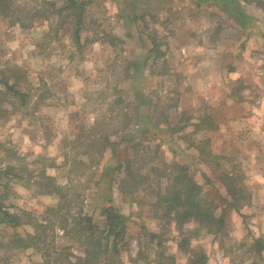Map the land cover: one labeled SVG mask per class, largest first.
Returning <instances> with one entry per match:
<instances>
[{"label":"rangeland","instance_id":"1","mask_svg":"<svg viewBox=\"0 0 264 264\" xmlns=\"http://www.w3.org/2000/svg\"><path fill=\"white\" fill-rule=\"evenodd\" d=\"M37 3L41 4V0ZM49 11L51 21L37 18L30 27L14 24L9 16L0 13V168L10 162L16 164L20 174L9 177L0 173V182L10 183L6 188L7 203L15 204L12 210L20 214L23 209L32 210L41 216L45 205L56 203L58 196L39 193L38 185L29 179L32 170L47 168L60 180H65V174L75 177V171L64 161L65 154L72 151L69 140L77 136L80 126L96 123L102 114L121 116L127 101L135 102L139 95L137 101L144 103L154 92L157 103H176L171 116L177 124L163 125L162 120L163 129L151 127L162 139L152 138L150 142L149 137L138 136L137 140L142 141L140 150H145L149 142L152 148L161 142L158 152H162L163 159L187 164L190 174L205 185V192L218 201L224 192L218 177L222 171L233 169L236 162L242 170V184L252 194L241 212L232 206L225 208L226 203L220 201L218 210L225 212L227 225L217 237L208 233L202 236L204 231L200 229L195 242L207 248L209 264H264V251L262 256L251 247L254 237L264 240V9L243 0H93L86 10L82 51L74 42L75 23L65 17L68 10ZM155 41L166 51L165 56L149 60L134 78L131 66L128 70L130 61L135 56L144 58ZM109 65H114V73L99 70ZM18 67L26 75L22 90L29 92V101L17 108L13 101L19 103V96L11 99L2 80L4 72ZM165 69L171 73L157 74ZM121 94L124 103L116 102ZM127 110L134 112L130 106ZM140 110L141 118L147 122V107ZM207 112L213 113L216 128L212 125L210 129H198L193 123L180 127L185 117L192 116V122ZM158 117L156 112L153 118ZM118 138L113 135V139ZM206 138L212 139L211 144L205 142ZM144 139H149L148 144ZM197 144L227 157L219 165L205 152L203 162ZM9 149L18 152L12 155ZM134 152L128 143L113 144L100 165L95 164L96 169L89 167L80 176L79 186L91 182L83 188L85 210L94 212L99 219L100 210H94L91 194L102 200L103 192L110 191L114 203L131 215L124 264H138L130 259L132 256L140 257L139 264H156L157 250L162 249L182 263L184 253L176 240L182 230L177 224H168L167 248L158 249L153 242L154 245H145L139 255L138 238L147 242L149 231H165L164 223L151 216L148 204L123 200L115 177L113 189L108 177L101 188L96 186L103 162L111 164V176L120 178L122 173L116 165ZM74 153L73 150L71 155ZM27 163L30 174L23 169ZM139 196L147 201L153 199L149 189H143ZM196 226L192 221L185 227ZM32 231L34 227L28 223L17 227L0 225V264H43L38 249L16 247L12 242L14 233L25 235ZM61 233L57 236L59 244H70L77 254L83 251L82 246Z\"/></svg>","mask_w":264,"mask_h":264},{"label":"trees","instance_id":"2","mask_svg":"<svg viewBox=\"0 0 264 264\" xmlns=\"http://www.w3.org/2000/svg\"><path fill=\"white\" fill-rule=\"evenodd\" d=\"M37 1L33 0L30 3L23 0L21 3L20 0H0V13L9 16L14 24L19 23L21 26L30 27L38 21L37 18L51 21L49 8L52 12L59 13L68 10L65 17L74 21V42L82 51V30L86 10L93 0H63L61 4H59V0H41V4ZM243 1L255 3L259 8L264 9V0ZM43 7L46 10H43ZM51 24L53 25V23ZM116 37L120 39L118 36ZM155 38L157 39V37ZM157 42L155 41L144 58L135 56L132 63L130 61L128 70L131 66L129 71L133 73L134 78L138 76L141 66H144L149 60L153 59L155 61V59L165 56L166 51ZM163 64L168 68L166 58L163 59ZM113 66L109 65L99 70L105 71L106 74H112L115 72ZM168 70H159L157 74L171 73L170 69ZM3 77L2 81L7 86L11 99L19 96L20 102L14 100L13 104L17 108L28 104L29 92L22 90L26 77L24 71L18 67L13 72H4ZM153 93L151 97L149 96L148 101L146 100L144 103L137 101L139 95H136L137 98L135 99L137 100L135 102L129 103L127 101V107L125 106L121 116L120 114L114 116L102 114L97 118L96 123L87 127L85 125L80 126L81 129L77 136L69 140L72 151L65 154L64 161V165L70 164L71 171H75V177L65 174V180H60L57 175L49 173L47 168H42L37 172L33 169L31 172L28 163L23 166L28 174L31 172L29 179L31 178L30 180L38 185L39 193L58 196L56 203L45 205L41 216L32 212V210L23 209V215L19 211L12 210L15 204L13 202L7 203L9 190L6 188L9 187L10 183L0 182V225L9 224L17 227L28 223L34 227V231L27 232L25 235L18 232L14 233L12 242L17 245L16 247H34L38 249L43 256V264H124L123 253L128 250L129 246L128 232L132 219L131 215L114 203L113 194L109 191L105 194L103 192L104 199L102 200L95 193L91 194L94 210L96 208L100 210L99 219L96 218L94 212L90 213L85 210L87 200L83 188L88 187L91 182L87 183L86 186L84 185V187L79 186V182L81 180L80 176L86 173L87 168H93V166L95 168V164H99L108 148L112 147L113 144L120 145L125 142L135 148V152L125 161L120 160L116 165L118 171L122 173L120 178L118 175L111 176V164L105 161L100 166L102 168H99L100 177L95 183L97 187L101 188L104 178L108 177V182H111V189L113 187L112 180L115 177L118 179L116 187L123 200L148 204L150 210L153 211L151 216L161 219L160 221L164 223L165 231H149L147 242L144 243L141 238H138L139 255L144 252L142 248L145 245H154L153 242L158 245V249L167 248L165 241L169 238V236H166L170 230L168 224H177L179 229L182 230L176 238L177 246L184 253V261L179 263L176 255L165 253V249H162L157 250V258L154 259V262L156 264H209L210 254L207 248L203 243L195 242V239H198V236L201 235L200 229L204 231L202 236L208 233L213 234L214 238L217 237V234L224 231L227 225L225 212L218 210L220 201L224 205L226 203L225 208H231L232 206L238 212H241L240 209L246 203H250L252 194L242 184V170L236 162H233V169L222 171L218 177L224 191L220 201H218L217 197L209 196L205 192V185L190 174L187 164L178 160L163 159L162 152H158L162 149L161 142L157 144L156 148L149 146L152 138L159 137V139H162V136H158V133L153 131L151 127L163 129V125L168 122L177 124V122H173L175 120L171 116V108L176 103L161 105L155 101ZM116 102H125L122 94L118 96ZM129 106L134 112L130 113L127 110ZM142 106L147 107L144 117L149 125L141 118L143 114L140 107ZM156 112L159 113V117L155 119L153 117ZM191 118L192 116H187L183 120L182 117L181 120H183L184 126L180 127L185 128L190 123H193L198 129H210L212 125L215 128L218 126L212 112L203 113L192 122ZM162 120L163 125L161 124ZM116 126V130H111ZM88 127L92 129L89 131ZM115 134L119 135L120 138L113 139ZM138 136L149 137L150 139L149 144V139H144L148 145L143 151L140 150L142 141L137 140ZM204 140L211 144V138ZM196 148L199 150L203 162L205 158L202 154L205 152L209 153L210 158H215L216 163L219 165L222 164L221 159L227 157L224 153L215 152L209 146L197 144ZM9 150H11L12 155H16V152H18V149ZM73 150L76 151L75 155H71ZM230 159L233 160L231 155ZM54 163L53 165H55ZM0 173L20 177L16 164L10 162H7L4 168H0ZM29 179H26L27 182ZM143 189H149V194L152 195L153 199H150V201L144 198L141 199L139 193ZM24 217H27L26 220H23ZM192 221L196 222L197 226L186 228V223ZM59 233L78 243L82 246L83 251L77 254L71 250L70 244H59L57 242ZM251 247L262 255L264 251L263 237H254ZM139 258L136 256L130 257L132 261L138 264Z\"/></svg>","mask_w":264,"mask_h":264}]
</instances>
